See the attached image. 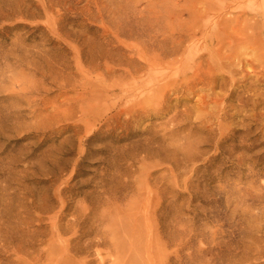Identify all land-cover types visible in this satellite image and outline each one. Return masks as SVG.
Here are the masks:
<instances>
[{
  "label": "rangeland",
  "instance_id": "obj_1",
  "mask_svg": "<svg viewBox=\"0 0 264 264\" xmlns=\"http://www.w3.org/2000/svg\"><path fill=\"white\" fill-rule=\"evenodd\" d=\"M258 3L0 0V264H264Z\"/></svg>",
  "mask_w": 264,
  "mask_h": 264
},
{
  "label": "bare ground",
  "instance_id": "obj_2",
  "mask_svg": "<svg viewBox=\"0 0 264 264\" xmlns=\"http://www.w3.org/2000/svg\"><path fill=\"white\" fill-rule=\"evenodd\" d=\"M243 1H244V0H243ZM249 4H250V3H249ZM257 7H258V10L261 12V14L264 15V0H259V3H258V5H257ZM263 15H262V16H263ZM212 19H213V18H212ZM263 19H264V18H263ZM214 24H215V23H214ZM214 27H215V26H214ZM210 34H211V33H210ZM244 37H245V36H244ZM245 38H246V39H245L244 42H247L246 40H247L248 38H247V37H245ZM248 41H249V40H248ZM244 42H243V43H244ZM199 43H200V42H199ZM248 43H249V42H248ZM202 44H203V43H202ZM199 49H200V48H199ZM189 50H190V49H189ZM173 51L175 52V50H173ZM176 52H177V51H176ZM186 52H187V51H186ZM234 53H236V52H234ZM185 54H186V53H185ZM262 54H263V53H262ZM218 56H220V55H218ZM233 56H234V55H233ZM233 56H232V57H233ZM263 56H264V54H263ZM263 56H262V58H263ZM185 57H186V56H185ZM230 57H231V56H230ZM186 58H187V57H186ZM221 58H224V57H221ZM234 58H235V57H234ZM227 59H228V58H227ZM259 59H260V58H259ZM209 60H210V59H209ZM221 60H223V59H221ZM260 60H261V59H260ZM185 61H186V59H185ZM187 61H188V60H187ZM187 61H186V62H187ZM183 62H184V61H183ZM186 62H185V63H186ZM206 62H207V60H206ZM185 63H184V64H185ZM192 63H193V62H192ZM201 63H202V62H201ZM207 63H208V62H207ZM239 63H240V62H239ZM260 63H261V62H260ZM186 64H187V63H186ZM194 64H195V63H194ZM194 64H193V65H194ZM196 65H198V64L196 63ZM201 65H202V64H201ZM201 65H200V66H201ZM189 66H190V65H189ZM189 66H188V67H189ZM230 66H231V65H230ZM188 67H187V68H188ZM189 69H190V68H189ZM195 69H196V68H195ZM195 73L197 74V72H195ZM203 73H204V72H203ZM205 73H206V72H205ZM210 73H212V72H210ZM234 73H235V72H234ZM212 75H214V74H212ZM210 76H211V74H209V76H208L209 79H210ZM211 77H212V76H211ZM208 78H207V80H209ZM212 78H213V77H212ZM200 80H201V79H200ZM200 80H199V81H200ZM213 80H214V79H213ZM209 82H210V81H209ZM209 82H208V83H209ZM212 82H213V81H211V83H212ZM208 85H209V84H208ZM205 102L207 103L206 100H205ZM202 104H203V103H202ZM207 104H208V103H207ZM203 105H204V104H203ZM208 105H209V104H208ZM204 107H205V106H204ZM205 108H206V107H205ZM202 115H203V114H202ZM202 115H200V116L203 118L204 115H203V116H202ZM210 128H211V127H210Z\"/></svg>",
  "mask_w": 264,
  "mask_h": 264
}]
</instances>
